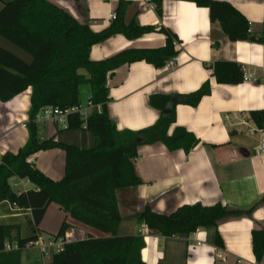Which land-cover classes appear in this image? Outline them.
Here are the masks:
<instances>
[{"label": "crops", "instance_id": "obj_1", "mask_svg": "<svg viewBox=\"0 0 264 264\" xmlns=\"http://www.w3.org/2000/svg\"><path fill=\"white\" fill-rule=\"evenodd\" d=\"M7 1L10 0H0V8ZM49 1L66 9L79 22L87 19L90 29L99 31L109 25V15L118 0ZM126 1L129 2L126 22L134 19L141 26L156 29L162 26L170 30L179 40L180 52L168 68L134 61L120 66L107 77L106 112L116 128L136 131L154 124L160 109L150 104L151 97L188 94L204 83L209 85L210 92L195 106L178 103L173 108L174 122L167 134L171 135L179 127L192 134L198 143L188 152L182 148L169 150L160 142L137 148L133 165L142 183L115 190L120 217L117 234L142 237L144 246L140 257L144 264H264V259L256 262L251 249V230L256 224L264 227V202L250 216L225 220L216 228L198 229L188 235L152 234L144 224L137 222L145 206L161 214H170L179 206L194 203L247 208L264 196V155L253 153L261 128L251 116L254 111L264 113V37L260 43L229 41L219 22L210 21L206 7L186 0H162L160 17L153 0ZM219 1L228 2L238 10L249 22L252 33L264 23V0ZM164 44L165 37L160 33L133 41L116 35L92 46L89 56L100 60L125 48H154ZM0 47L27 60L1 38ZM215 61L240 64L242 70L251 74L250 80L238 84L219 83L211 69L204 66ZM30 94L28 87L12 99L0 101V156L16 153L28 139ZM161 101L157 99L156 103L162 105ZM170 108L171 102L166 103L164 112ZM38 124L41 140L52 138L56 143L80 149L94 145V136L88 130L59 129L51 122ZM29 160L49 178L58 181L63 177L62 149L42 150ZM32 187L29 183L27 189ZM49 213L54 220L50 221ZM63 221L70 224L65 233L67 241L87 234L102 235L70 219L55 203L47 206L36 232L44 235L40 236L44 240L53 238ZM25 222L33 227L28 208L17 210L8 201L0 202V224H17L20 233ZM216 232L223 240L222 248L215 245ZM28 236L20 234V237ZM9 245L11 249L16 248L15 243ZM35 247L26 246L21 250L19 264H48L47 258L51 259L53 250L43 252Z\"/></svg>", "mask_w": 264, "mask_h": 264}, {"label": "trees", "instance_id": "obj_2", "mask_svg": "<svg viewBox=\"0 0 264 264\" xmlns=\"http://www.w3.org/2000/svg\"><path fill=\"white\" fill-rule=\"evenodd\" d=\"M198 7H206L210 21H218L229 41L262 42L264 23L257 32H250L246 18L232 5L219 0H186ZM156 14L161 16L162 0H153ZM118 0L114 18L102 30L93 31L88 20L79 22L66 9L49 0H10L0 8V38L23 53L27 60L0 47V101L6 102L28 87L31 88L28 109V139L16 153L0 156V202L15 203L31 212L32 234L20 237L17 224H0V264H19L20 252L40 236L36 231L47 206L55 203L70 219L89 226L102 235L87 234L81 239L67 241L70 224L63 221L53 238H61L58 252H53L49 264H144L140 250L144 246L140 235L117 234L120 217L115 190L142 183L136 175L133 160L141 145L160 142L169 150L182 148L188 152L198 140L184 128L168 127L174 122L173 108L178 103L195 106L210 92L207 83L196 91L183 95L151 97L150 104L160 109V116L151 126L140 130H118L108 117L107 77L122 65L145 61L156 68L173 59L180 52L179 40L170 30L160 26H141L134 19L125 21L128 5ZM78 6H81L77 2ZM153 33L165 37V44L154 48H125L110 57L92 60L90 49L116 35L128 41ZM219 83L238 84L242 81V66L236 62L215 61L205 64ZM90 96L94 108L83 123L75 115L67 117L66 129H84L94 136L91 148L80 149L59 144L52 138L41 140L35 116L45 106L60 109L76 105ZM161 99V104L156 100ZM171 108L164 112V105ZM258 127L264 129V113L251 112ZM58 147L64 151L63 177L55 181L30 162L39 151ZM16 176L33 187L17 194L10 185ZM262 202V196L247 208L222 206L216 203L185 204L170 214H161L145 206L137 218L152 234L175 236L191 234L198 229L214 227L225 220L250 216ZM217 247H223L218 232L214 238ZM16 244L5 250L6 244ZM251 249L256 262L264 259V227L256 224L251 230Z\"/></svg>", "mask_w": 264, "mask_h": 264}, {"label": "built area", "instance_id": "obj_3", "mask_svg": "<svg viewBox=\"0 0 264 264\" xmlns=\"http://www.w3.org/2000/svg\"><path fill=\"white\" fill-rule=\"evenodd\" d=\"M110 20L114 18L113 12L109 15ZM174 63V58L166 61L164 66L166 68L172 66ZM251 78V74L245 70H242V80L248 81ZM94 108V105L91 102L90 96H87L85 101L78 103L73 106H69L63 109L45 106L39 110V112L35 116V123L41 122H51L59 129L67 128V117L69 115H75L79 120L83 123L88 117L90 110ZM255 155H264V129L259 130V139L257 146L253 150ZM29 182L25 179L18 178L16 176H12L10 178V185L12 189L17 193H21L27 190V185ZM11 207H14L17 210H21L22 208L18 207L15 203H10ZM66 239V238H65ZM62 240L61 238H48L47 240L42 239L40 236L37 237L36 241H34L31 245L37 246L40 250L45 252L47 249L53 250V252H58L61 248ZM26 246H30L26 245ZM5 250H10L11 246L9 244L5 245ZM52 252V253H53ZM218 258L222 259V255L218 254Z\"/></svg>", "mask_w": 264, "mask_h": 264}, {"label": "rangeland", "instance_id": "obj_4", "mask_svg": "<svg viewBox=\"0 0 264 264\" xmlns=\"http://www.w3.org/2000/svg\"><path fill=\"white\" fill-rule=\"evenodd\" d=\"M85 94H86V90L83 88V90H82L83 101H85V99H86ZM38 125L40 126V124H37V129H38V127H39ZM27 186H28V185H27ZM52 206H54V205H52ZM50 208H55V207H50ZM54 210H55V209H54ZM49 216H51L50 221H52L51 219L54 220L52 214L49 213ZM2 221H3V220H2ZM2 221H1V222H2ZM31 233H32V228H31L30 223H27V222L23 223L22 226H21L20 234H21L22 236H28V235H31ZM40 236H44V235H42V234L40 233ZM32 247H34V246H27V248H32ZM35 248H37V247H35ZM37 249H38V248H37ZM47 259H48V264H49L51 259H50V257H48ZM49 259H50V260H49Z\"/></svg>", "mask_w": 264, "mask_h": 264}]
</instances>
